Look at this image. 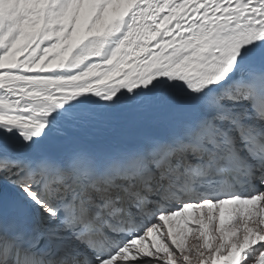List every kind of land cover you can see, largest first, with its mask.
<instances>
[{"label":"snow or ice","instance_id":"obj_1","mask_svg":"<svg viewBox=\"0 0 264 264\" xmlns=\"http://www.w3.org/2000/svg\"><path fill=\"white\" fill-rule=\"evenodd\" d=\"M0 264H264V0H0Z\"/></svg>","mask_w":264,"mask_h":264}]
</instances>
